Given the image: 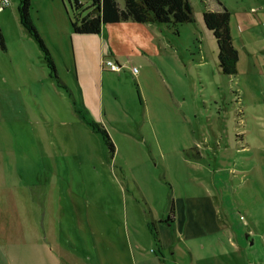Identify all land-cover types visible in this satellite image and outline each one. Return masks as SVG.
I'll use <instances>...</instances> for the list:
<instances>
[{
  "label": "rangeland",
  "instance_id": "obj_1",
  "mask_svg": "<svg viewBox=\"0 0 264 264\" xmlns=\"http://www.w3.org/2000/svg\"><path fill=\"white\" fill-rule=\"evenodd\" d=\"M20 2L0 11V128L31 114L34 123L10 126L11 160L22 155L26 186L21 201L0 205L9 252L0 246V264L45 263L51 253L57 264H264V0H191L198 22L178 33L170 26L150 60H122L104 81L91 72L99 89L92 111L76 85L74 0H31L59 79L22 23ZM208 4L231 13L237 74L221 72L216 38L202 20ZM93 123L108 131L115 153ZM36 129L42 169L29 136ZM186 196L212 200L220 230L185 243L172 225L171 238L159 239L176 252L162 254L149 223L158 228L175 201L180 212ZM203 217L206 229L211 219Z\"/></svg>",
  "mask_w": 264,
  "mask_h": 264
},
{
  "label": "crops",
  "instance_id": "obj_2",
  "mask_svg": "<svg viewBox=\"0 0 264 264\" xmlns=\"http://www.w3.org/2000/svg\"><path fill=\"white\" fill-rule=\"evenodd\" d=\"M207 8L220 10L219 8H213L209 4ZM198 20L199 18L196 16V23ZM203 24L206 27L204 20ZM178 29L182 32L184 24L180 25ZM169 31H171V27L166 24L139 23L129 20L105 24L99 34H79L81 36L76 37L72 34L71 53L77 78L76 85L85 108L89 111H92L94 107L99 109L97 101H94V93L98 92L99 89H96V86H94V83L92 82L91 72H94L97 81L99 78H102L104 81V73L108 69L103 68V60L107 56L120 64H122V60L127 59L130 61L134 57H145L147 60H150L152 56L159 52L160 46L164 40L162 36ZM7 98L8 99L3 101L4 107L5 104L10 105V94ZM1 106L2 105H0V107ZM3 123V128H0V205L9 203L11 199L21 201V197L24 194V187L26 186L23 184L21 179V173L24 171V166L18 159V157L21 158L22 155L17 156V160H15L16 163L14 164L11 160V152L8 148V144L12 141L10 126L13 123H18L20 127H22L21 125L26 126L34 123V120L33 115L31 114L29 118H24L23 120L5 119ZM6 126L7 129H9L7 132L5 131ZM25 131L20 134L22 138H26L28 135L26 127ZM29 136L32 138V143L34 142L35 144L33 152L35 154L36 165L38 164L37 169H42L45 155L43 135L38 133V130L36 129L35 131L30 130ZM180 200V212L178 203L175 201V220L173 224L159 222L158 228L162 240H164L165 235L167 240L168 238H171L169 227L172 225H174L176 228L175 230H177L175 231V234L178 235L179 232L180 239L183 242L185 241V243L186 241L203 238L202 236L207 235V233L217 232L220 230L217 222V211L212 200L196 196L181 197ZM205 204L210 205L211 210L205 211L203 207ZM203 215V219L205 218V215H208V219H211L206 229L203 227L204 221H202L201 218ZM2 232L4 231L0 230V235ZM24 232L25 231H23V233ZM161 239V253L165 254L164 252L170 253L171 251L175 254L176 250L173 248V242L168 243L166 241L164 243ZM41 242L42 241H38L36 243L38 245H42L43 249H46V245ZM26 244L29 243L27 242ZM0 246L2 249L4 247V253L9 256L8 245L0 242ZM51 255L53 257V261L45 263L42 261L39 264H57L59 261L54 258L52 253Z\"/></svg>",
  "mask_w": 264,
  "mask_h": 264
},
{
  "label": "trees",
  "instance_id": "obj_3",
  "mask_svg": "<svg viewBox=\"0 0 264 264\" xmlns=\"http://www.w3.org/2000/svg\"><path fill=\"white\" fill-rule=\"evenodd\" d=\"M76 12L74 18H70L73 32L81 35H94L101 33L105 24L121 21H135L139 23H160L176 28L187 23H195L196 15L191 0H124L120 5L118 0H91V4L83 9L84 4L80 0L71 3ZM31 0H21L19 12L22 23L41 44L50 68L51 76L58 78L56 64L41 37L37 27L31 18ZM83 10H88L82 14ZM203 20L206 27L213 32L218 46V62L221 72L226 75L237 74L238 50L234 46L231 34V13L222 6L220 10L206 8L203 12ZM0 45L5 49L4 37L0 33ZM102 135L112 153H115V144L108 131L96 123H93ZM175 220V206L171 205L169 216L160 222L173 224ZM149 228L158 243L159 231L155 222L149 223Z\"/></svg>",
  "mask_w": 264,
  "mask_h": 264
},
{
  "label": "built area",
  "instance_id": "obj_4",
  "mask_svg": "<svg viewBox=\"0 0 264 264\" xmlns=\"http://www.w3.org/2000/svg\"><path fill=\"white\" fill-rule=\"evenodd\" d=\"M10 4V0H0V11H3L6 6ZM123 64L117 63L114 59L110 57H106L103 60V68L112 70V71H120L123 68ZM137 67H133V72L136 74L138 72Z\"/></svg>",
  "mask_w": 264,
  "mask_h": 264
}]
</instances>
